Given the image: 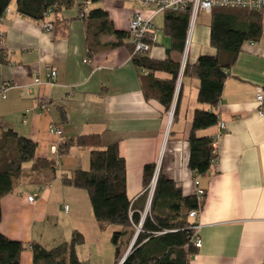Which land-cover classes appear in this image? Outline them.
Instances as JSON below:
<instances>
[{
    "label": "crops",
    "instance_id": "0c3cea01",
    "mask_svg": "<svg viewBox=\"0 0 264 264\" xmlns=\"http://www.w3.org/2000/svg\"><path fill=\"white\" fill-rule=\"evenodd\" d=\"M81 2L76 0L71 8L51 15L45 22L21 15L14 1L10 12L0 19V87L11 84L7 98L0 100V136L12 128L37 142V156L57 159L61 141L99 134L102 147L117 144L126 160L130 198L143 193L148 164H156V180L161 171L180 187L182 196L204 189L205 198L198 200L199 209H194L197 217H189L195 236L202 240L190 264H264V114L259 113L256 102L258 87L264 90V10L260 39L243 44L214 108L219 122L197 132L200 136L221 134L215 147L216 159L206 173L197 174L189 166L188 139L196 109L211 108L198 100L200 79L182 74L174 95L177 112L169 126V111L158 99L145 96L142 77L147 69L134 63L128 39L125 45L111 48L104 44L114 41L115 34L103 33L100 43L95 44L96 51H90L87 13L81 15ZM99 7L109 12L115 29L127 32L134 11L142 12L151 18L156 33L149 56L159 60L181 56L171 50L172 38L159 33L156 18L165 11H158L157 5H144L139 0H93L89 11ZM50 21L52 26L45 27ZM211 21V11L199 13L189 47L191 63L202 54L218 52L211 44ZM47 68L57 70L55 81L37 82L38 77L45 79ZM154 76L171 78L165 71H156ZM43 103L49 105L48 112L42 111ZM221 122H225V129L220 128ZM51 124L62 129L61 136L50 132ZM90 158V148L73 145L59 159L46 184L22 179L19 185L29 186L18 185L2 198L0 230L29 246L41 242L35 233L36 223L45 228L53 218L58 217L59 222L63 217L70 224L69 233L79 231L85 239L88 235L107 243L105 251L102 248L96 254L103 261L94 260L92 254L82 258L76 248L85 264H117L112 235L122 227L101 228L88 192L64 182L76 169L89 168ZM51 172L42 169L34 175L45 179ZM154 178L148 188V201L154 194ZM35 193L37 200L29 201L28 196ZM80 200L84 201V210ZM196 224L200 225L197 229ZM62 239L63 235L57 234L53 242ZM32 261L29 246L21 254V264Z\"/></svg>",
    "mask_w": 264,
    "mask_h": 264
},
{
    "label": "trees",
    "instance_id": "16d2710c",
    "mask_svg": "<svg viewBox=\"0 0 264 264\" xmlns=\"http://www.w3.org/2000/svg\"><path fill=\"white\" fill-rule=\"evenodd\" d=\"M14 1L21 15L45 21L61 10L71 8L76 0H0V19ZM82 6L81 2V15L84 17L87 13L90 51L95 50V44L100 43L99 36L103 33L115 34L114 41L104 44L111 48L125 45L128 39L134 63L141 69H147V75L142 77L145 96L158 99L170 112L182 68L191 10H165L163 30L173 40L171 50H176L181 56L159 60L149 56L148 51L135 52L131 32L115 29L106 9L99 7L83 12ZM261 12L245 8H212L211 44L218 52L202 54L195 63L188 60L184 67V75H195L200 79L198 100L211 106L210 109H196L188 139L189 166L197 174L206 173L217 157L213 137L200 136L197 132L219 122V115L214 108L221 100L225 81L243 44L246 41H258L261 37ZM149 42L152 46L156 40L149 39ZM156 71L168 72L171 78L159 79L154 76ZM177 107L174 108L173 121ZM73 145L91 149L90 167L76 169L71 177L64 178V182L88 192L101 228L109 225L122 227L112 235L117 264H190V257L198 248L195 245L193 222L189 221L190 211L199 209L197 194L182 196L174 180L160 171L149 204L148 188L155 176L156 164H148L145 167L143 193L135 199L130 198L127 193L126 160L121 156L117 144L102 147L99 134L80 135L61 141L56 159L37 156L38 144L32 138L12 128L4 130L0 136V223L3 218L2 198L14 192L22 179L27 177L40 186L46 184L59 165V159ZM42 169L52 170L51 175L45 176V179L34 175L35 171ZM84 241V235L79 231H75L71 241H62L53 247L34 241L29 245L33 252L32 264H85L76 251L77 245ZM29 246L0 230V264H21V254ZM125 246L130 250L123 260Z\"/></svg>",
    "mask_w": 264,
    "mask_h": 264
},
{
    "label": "built area",
    "instance_id": "2783aa9c",
    "mask_svg": "<svg viewBox=\"0 0 264 264\" xmlns=\"http://www.w3.org/2000/svg\"><path fill=\"white\" fill-rule=\"evenodd\" d=\"M93 0H82L83 6L82 11L86 12L89 10V5L92 3ZM144 5L149 4H155L158 7V11L166 9H173L176 11H185L190 9L191 10V21H190V28L188 32V37L186 39L185 44V50L183 52V60H182V68L180 72V77L177 83V90L181 83V77L184 71V67L188 60V54H189V47L191 43V37H192V31L193 27L195 25L196 19L200 12L202 11H211L214 7H230V8H245V9H254V10H264V0H139ZM10 9L7 8L6 13H9ZM52 26L51 23L47 22L45 24V27L50 28ZM129 29L132 35V41L135 46V52L142 53L149 51L151 44L149 42V39H156V33L153 31L151 33V30L153 29V23L150 17L144 16V14L138 10L134 11V14L132 15L130 19V25ZM152 34V36H151ZM58 72L57 70L53 68H47L45 79L42 80L40 77L36 79L37 82H48L52 83L57 78ZM11 87L10 83L3 84L0 87V100L7 98V91ZM256 102L259 105V113L264 114V90L262 87H258L257 94H256ZM50 110V107L48 104L43 103L42 105V111L48 112ZM173 115H174V106L171 108L169 112V126L173 121ZM168 126V127H169ZM220 128L225 129L226 124L225 122L220 123ZM50 132L52 134H55L57 136H61L63 131L58 126L51 124L50 126ZM220 133L216 134L213 137V144L215 147H218L219 145V137ZM57 148V147H56ZM156 177L153 181L152 191H154V187L156 185ZM197 198L199 201H203L205 198V191L203 188H197L196 191ZM37 197V193L31 194L28 196V200L31 202H35ZM150 204V200H149ZM66 210L69 209V205L65 204ZM198 211L197 210H191L190 216L191 217H197ZM200 225L196 224L195 228H199ZM195 245L197 247H200L202 245V240L198 236L195 237Z\"/></svg>",
    "mask_w": 264,
    "mask_h": 264
},
{
    "label": "rangeland",
    "instance_id": "374dc122",
    "mask_svg": "<svg viewBox=\"0 0 264 264\" xmlns=\"http://www.w3.org/2000/svg\"><path fill=\"white\" fill-rule=\"evenodd\" d=\"M203 15L204 14L201 13L200 17H202ZM163 20H164V14L161 13L156 18L157 26H159V28H160L159 29V33H161V34H164V30L162 28L163 27V23H164ZM32 185H35V184H32ZM19 186H22L24 188L25 186L27 187L29 185H26V184L24 185V183H21ZM35 186H37V185H35ZM36 200H37V198H36ZM81 204H82V208L84 210L85 209V204H84L83 200L81 201ZM57 212H58V210H57ZM57 215H58V213H57ZM59 215H60L59 216V218H60L62 216V214L59 213ZM57 218H53L52 221H49L48 225L45 228L43 226H41V225L39 226V223H36V227H34L35 233H36V235H38L37 236L38 240H40L42 243H44L48 247H53V246L57 245L58 243H60L59 241H71L72 238H73V235H74L72 233H69V228H70L69 222L66 219H64L63 217L58 222ZM57 234H58V236L63 235V239L62 240H58V242L55 243L53 241L57 238ZM106 244L107 243L105 241H102L100 239H95L94 240L90 236L86 235V239H85L84 243H81V244L77 245V250L79 251V255L82 258H87L88 259L89 255L92 254L94 260L95 259H100V260L103 261V257L102 256H100V258L96 257V254H97L98 251H101L102 248L105 251ZM128 249L129 248L127 246L123 247V252H126V250H128Z\"/></svg>",
    "mask_w": 264,
    "mask_h": 264
},
{
    "label": "water",
    "instance_id": "95a60500",
    "mask_svg": "<svg viewBox=\"0 0 264 264\" xmlns=\"http://www.w3.org/2000/svg\"><path fill=\"white\" fill-rule=\"evenodd\" d=\"M128 253H129V250H128L127 253L125 254L123 260L127 257Z\"/></svg>",
    "mask_w": 264,
    "mask_h": 264
}]
</instances>
